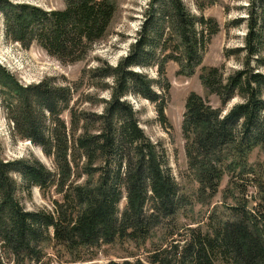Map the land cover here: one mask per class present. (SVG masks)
Listing matches in <instances>:
<instances>
[{
	"label": "trees",
	"instance_id": "1",
	"mask_svg": "<svg viewBox=\"0 0 264 264\" xmlns=\"http://www.w3.org/2000/svg\"><path fill=\"white\" fill-rule=\"evenodd\" d=\"M250 8L240 67L225 78L219 69L203 67L200 76L222 105L234 96L240 100L222 114L221 107L192 91L181 122L186 157L199 182L218 184L223 168L217 155L226 151L230 171L239 167L235 175L248 178L256 189L248 211L244 205L231 207L234 219H215L208 229L176 223L188 197L172 175L165 147L146 135L125 96L152 101L160 123L169 124L163 96L132 67L152 64L147 60L150 34L160 38L168 29L178 37L179 51L162 58L192 73L217 25L191 15L181 0H151L129 53L115 66L102 62L91 69L99 80L111 76V85H102L110 91L106 100L86 94L79 100L85 105L74 96L73 86L82 81L60 84L46 77L25 85L0 65L11 134L38 146L54 165L49 168L32 155L5 160L0 153V264H81L95 260L103 246L125 242L143 253L130 251L101 264H226L229 258L230 264H264V173L248 162L255 148L264 152V72L259 69L264 67V0H253ZM115 10L112 0H65L63 9L50 10L0 0L8 37L70 60L84 58L107 37ZM99 101L103 108L96 111ZM33 186L57 195L51 209L24 207L18 191L30 195ZM155 230L161 233L153 243ZM50 244L56 247L53 254L45 249Z\"/></svg>",
	"mask_w": 264,
	"mask_h": 264
},
{
	"label": "rangeland",
	"instance_id": "2",
	"mask_svg": "<svg viewBox=\"0 0 264 264\" xmlns=\"http://www.w3.org/2000/svg\"><path fill=\"white\" fill-rule=\"evenodd\" d=\"M12 3H28L36 5L45 10L63 9L65 0H8ZM116 4V10L109 24L107 37L94 44L82 59L70 60L60 59L49 54L44 48L36 43H32L25 48L20 43L13 41L5 33V17L0 11V65L5 67L22 84L38 83L44 78H52L56 83L65 84L82 81L77 89L74 87V96L79 100H86V94H90L98 99H108L109 88L102 85H111V76L99 80L91 69L106 62L115 66L123 59L130 50L131 45L139 36L140 26L148 14V6L151 0H112ZM253 0H181L191 15H203L215 21L217 29L211 34L202 54L201 63L194 68L192 73L181 70L178 62L162 57L173 52L177 53L179 39L177 36L169 34L166 29L160 38L150 34L147 60L152 64L141 67L133 66L135 71L145 74L151 80L152 88L165 100L164 112L167 123L161 124L157 117V109L152 101L133 93H128L125 98L132 103L138 111L139 122L149 138L153 141H160L166 149L168 163L176 182L182 193L188 197L189 204L177 217V224L189 223L191 226L199 225L203 229H208L209 224H213L215 219H234L230 213L231 207L245 206L248 211L254 201L257 200L255 187L251 185L248 178L238 177L236 171L232 172L227 167L229 159L225 156L226 151L217 155L220 167L223 168L218 184L200 183L195 170L190 167L185 153V139L181 130L182 115L184 112V102L190 92H195L204 97L208 103L214 107H221L224 114L240 98L234 96L225 105L221 104L216 93L210 92L201 80L203 67H215L225 78L233 70L240 67V63L245 60V52L241 47L244 45V35L246 33L249 13ZM254 10L253 15H255ZM166 13H172V7L166 8ZM159 14L156 13V16ZM167 15V14H165ZM154 23V21H153ZM167 26V24H166ZM155 27L158 28L156 25ZM231 50H240L230 53ZM264 56V48L260 50ZM253 62V61H252ZM86 68L84 78L79 80L82 70ZM264 72V67L259 68ZM146 78V79H147ZM75 82V83H76ZM102 83V84H101ZM6 99V100H5ZM95 100V98H93ZM6 101V102H4ZM98 102L96 111L103 107ZM9 98L5 97V92L0 87V153L5 160L20 159L27 155L37 158L49 168H53L51 158L47 157L42 150L28 140L14 137L11 133L12 123L6 114ZM79 103H82L80 101ZM87 105V101L82 103ZM63 117L67 120L66 112ZM248 162L254 166L257 172L264 173V152L255 148L249 155ZM18 182L19 176L13 175ZM56 197L52 190L42 193L38 187L33 186L30 195L23 189H19L18 197L25 208L34 210L39 208H52V197ZM248 202V203H247ZM123 203V202H122ZM121 203V204H122ZM209 216L211 219H209ZM239 220L242 218L238 215ZM250 225V221H244ZM188 226V225H187ZM183 233L185 230L182 231ZM160 230L153 232L152 242L158 240ZM56 247L52 244L45 246L50 254H53ZM104 252L98 253L96 259L81 264L104 263L108 258L127 255L130 251L141 254L143 250L134 247L131 242L124 244L105 245ZM11 261V260H10ZM231 263V259L227 260ZM12 264V261L10 262ZM9 263V264H10ZM57 264V263H55Z\"/></svg>",
	"mask_w": 264,
	"mask_h": 264
}]
</instances>
